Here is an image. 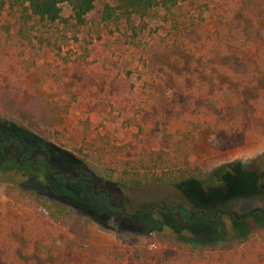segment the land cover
Masks as SVG:
<instances>
[{"label": "rangeland", "instance_id": "rangeland-1", "mask_svg": "<svg viewBox=\"0 0 264 264\" xmlns=\"http://www.w3.org/2000/svg\"><path fill=\"white\" fill-rule=\"evenodd\" d=\"M61 10L67 18L69 6L62 4ZM174 13L178 30L163 11L154 10L134 46L112 26L94 24L74 37L67 32L60 59L44 52L33 70L16 67L17 44L3 52L7 63L0 67L1 90L19 86L24 95L46 97L54 82L45 72L55 65L64 90L76 97L69 113L45 136L26 117L0 111V217L10 223L17 214L4 196L8 186L64 203L74 210L72 225L48 226L59 241L68 237L86 247L83 253L50 250L42 256L26 240L39 228L31 221L11 233L24 264H86L90 254L97 257L107 250L126 257L119 264H160L164 254L188 257L193 245L204 246L215 258L253 264L254 237L264 232V116L259 110L264 112V0H179ZM211 43L231 56L207 53ZM68 57L72 63L61 65V58ZM182 74L185 81L198 79L210 89L228 82L240 90L244 117L233 110L214 116L225 126L237 121L238 128L231 136L220 133L213 139L204 133L192 157L205 175L218 169L223 173L208 185L144 189H104L89 179L72 153L97 134L117 145L131 142L126 157L169 149L152 113L170 123L173 106L185 101L174 81ZM167 132L173 135L174 126ZM244 148H258V153L230 159L234 150ZM3 255L0 248V264Z\"/></svg>", "mask_w": 264, "mask_h": 264}, {"label": "trees", "instance_id": "trees-1", "mask_svg": "<svg viewBox=\"0 0 264 264\" xmlns=\"http://www.w3.org/2000/svg\"><path fill=\"white\" fill-rule=\"evenodd\" d=\"M62 4H67L70 8L67 18L62 17ZM178 4L179 0H0V67L7 63L3 60V52L14 47V44L20 46L15 59L19 70L35 69L44 52H50L60 59L62 47L67 39L65 33L70 32L74 37L86 27L92 29L94 24L114 27L116 31L123 33L131 46H134L138 35L145 28V18L154 10L163 11L166 21L172 23L173 30H178L179 25L174 19V10L178 8ZM89 44L90 42L86 43ZM205 49L207 53L218 55L220 59L231 56L221 45L211 43ZM260 60L264 63V56L260 55ZM61 62L64 66L72 63L69 57L61 58ZM53 68L57 69L54 74ZM45 73L51 75L54 82L46 97L33 93L24 95L19 86L0 89V111L31 120L37 126L36 132L39 136L52 134L62 116L68 114L76 102V97L64 90L58 66H48ZM221 73L227 75L231 74V71L223 70ZM222 77L227 79L224 75ZM186 79L185 74L174 78L178 94L185 101L173 106L170 123L165 122L157 112L152 113L159 124L161 136L168 141L169 149L152 150L146 155L126 157L133 145L131 142L117 145L110 137L97 134L90 140H83L72 153L89 179L104 189H144L193 182L208 185L223 173V169H218L208 176L205 175L200 166L192 162V157L204 133H208L210 139H213L220 133L231 136L238 128L239 122L225 126L214 116H222L233 110L243 118L240 90H233L228 86V82L210 89L204 81L194 79L187 82ZM22 82L18 81L21 85ZM66 96H69L68 100ZM258 104L261 107L263 103L258 101ZM259 110L264 116L263 109ZM170 124L175 128L173 135L167 132ZM133 138L137 140V135H133ZM137 142L140 143V140ZM4 196L12 202L17 213L10 223L0 217V248L4 253L1 260L4 264H24L17 255L11 233L17 232L20 226L31 221L36 222L39 228L26 240L42 256L50 250L61 253L68 249L81 253L86 251V247L74 239L65 237L59 241L48 226L49 222L64 227L71 226L75 218L72 207L46 197L27 194L15 186L6 187ZM31 207L34 209L31 210ZM254 244L252 263L264 264V232L255 235ZM125 258L123 254L107 250L97 257L90 254L86 264H119L125 261ZM159 262L240 264L239 260L233 257L215 258L206 254V248L198 245L191 247L186 258L164 254L159 258Z\"/></svg>", "mask_w": 264, "mask_h": 264}, {"label": "crops", "instance_id": "crops-1", "mask_svg": "<svg viewBox=\"0 0 264 264\" xmlns=\"http://www.w3.org/2000/svg\"><path fill=\"white\" fill-rule=\"evenodd\" d=\"M255 148H249V149H240V150H234L232 155L230 156L231 160H238V159H247L250 158L258 153V148L255 150Z\"/></svg>", "mask_w": 264, "mask_h": 264}, {"label": "flooded vegetation", "instance_id": "flooded-vegetation-1", "mask_svg": "<svg viewBox=\"0 0 264 264\" xmlns=\"http://www.w3.org/2000/svg\"><path fill=\"white\" fill-rule=\"evenodd\" d=\"M27 158H28V157H25V158L23 159V161H25V159H27ZM23 161H22V162H23Z\"/></svg>", "mask_w": 264, "mask_h": 264}]
</instances>
